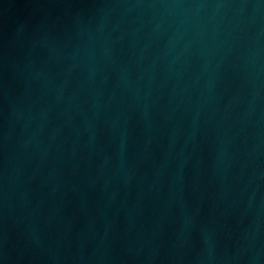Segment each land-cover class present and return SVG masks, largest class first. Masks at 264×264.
Wrapping results in <instances>:
<instances>
[{
	"label": "water",
	"instance_id": "obj_1",
	"mask_svg": "<svg viewBox=\"0 0 264 264\" xmlns=\"http://www.w3.org/2000/svg\"><path fill=\"white\" fill-rule=\"evenodd\" d=\"M0 264H264V0H0Z\"/></svg>",
	"mask_w": 264,
	"mask_h": 264
}]
</instances>
